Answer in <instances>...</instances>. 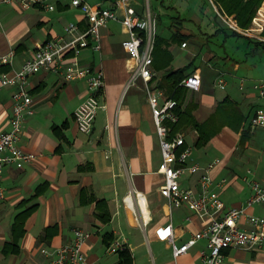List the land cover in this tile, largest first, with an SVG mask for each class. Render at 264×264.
<instances>
[{
    "label": "crops",
    "instance_id": "0c3cea01",
    "mask_svg": "<svg viewBox=\"0 0 264 264\" xmlns=\"http://www.w3.org/2000/svg\"><path fill=\"white\" fill-rule=\"evenodd\" d=\"M48 1L54 10L0 4V56L15 49L13 62L0 65V72L18 70L47 39L71 38L65 32L68 23H76L80 31L88 28L71 0ZM88 1L101 8L116 6V0ZM149 4L156 18L155 36L161 43L152 53L150 88L167 98L157 89V81L170 70L187 67L184 80L196 75L201 85L195 90L181 83L187 90L183 108L194 101L199 122L206 121L226 97L240 104L245 119L239 129L226 123L204 146L195 145V129L179 132L190 148L185 164L205 167L221 159L210 175L216 182L226 179L220 190L226 205L243 207L252 194V181L264 184V132L249 128L252 115L264 110V98L254 88L256 82L264 81V46L257 43L264 41L262 32L244 33L247 28L240 27L239 35L233 34L235 30L221 19L213 0H149ZM134 6L143 14L146 0H136ZM126 38L121 22L111 20L101 28V49L89 47L80 54L81 64L103 71L105 81L100 99L106 107L98 110L90 133L79 131L74 115L88 94L85 79L67 81L62 74L49 71L29 78L33 104L19 144L36 156L23 168H3L0 264H48L51 256L43 250L52 252L71 240L75 228L89 234L84 249L89 264H204L205 240L175 258L171 244L155 235L156 227L171 223L175 242L181 245L209 219H200L186 204L171 206L160 194L164 182L157 171L162 160L160 143L146 84L142 79L131 83L136 61L122 47ZM15 90L0 91V131L9 129ZM243 134L248 139L240 145ZM202 174V170L184 173L182 185L200 192ZM100 200L105 204L100 205ZM29 206L35 208L24 222L19 252L4 253L5 244L13 241L16 215ZM248 212L264 217V205L256 204ZM107 215L109 219L101 217ZM238 224L249 226L245 218ZM115 242L121 247L109 251ZM124 250L128 251L125 255ZM224 253L226 264H264V245Z\"/></svg>",
    "mask_w": 264,
    "mask_h": 264
},
{
    "label": "built area",
    "instance_id": "2783aa9c",
    "mask_svg": "<svg viewBox=\"0 0 264 264\" xmlns=\"http://www.w3.org/2000/svg\"><path fill=\"white\" fill-rule=\"evenodd\" d=\"M136 0H116L114 8L93 6L88 0H71V5L81 11L87 20L88 28L80 31L78 25L70 22L65 26V32L71 38L56 36L45 40L34 50L33 56L27 59L18 70L10 73L0 72V91L8 87H16L12 96V116L9 119V129L0 131V181L5 166L15 165L23 168L35 158V154L26 151L19 144L23 135L27 116L31 113L33 99L29 90V78L40 71L62 74L67 81L85 79L88 94L75 110V122L79 131L90 133L100 108H105L101 102L100 93L105 85L104 74L101 70H92L81 64L80 54L85 48L94 51L101 49V28L109 21L121 22L128 33V38L122 41V47L136 61L131 68V83L142 79L146 84L148 102L151 105L156 133L159 139L162 160L158 173L164 177L160 186L161 196L168 199L171 206L188 205L195 215L209 222L193 234L184 244L175 242L171 223L155 228V235L160 241L171 244L175 258L187 253L199 241L205 240L206 246L201 250L204 264H226L224 251L232 248L246 250L256 249L264 245V217L249 213V208L256 204L264 205V184L252 181V194L245 206L236 207L225 204L220 196V190L226 185V179L216 182L210 171L220 163L216 159L209 165L201 167L198 164L186 165L190 156V148L185 145V135L177 132L170 136L167 121L177 122L179 117L175 112L177 105L173 99L162 97L161 93L153 91L149 81L154 75L152 70L153 48L156 29V18L149 5L143 14H139L134 6ZM1 3L18 4L23 9L41 6L47 10H54L55 5L48 0H0ZM219 16L231 29L241 32L237 22L230 16ZM251 27L244 33H261L264 30V11L253 18ZM145 33L146 37L142 34ZM186 43L183 44L185 46ZM15 56V49L11 48L0 56V65L11 64ZM188 88L198 90L201 85L199 76L190 75L183 82ZM259 96L264 98V81L254 84ZM163 99V101H161ZM251 130L261 129L264 132V110H258L249 121ZM202 170L200 177L201 191L193 187L182 185L184 173H197ZM251 173V170H248ZM216 187V188H215ZM3 190L0 184V197ZM241 218L249 223L247 228L239 226ZM88 232L81 228L73 230V237L54 251L44 249V253L51 256L48 264H89L85 255V242ZM120 242H115L108 248L111 252L118 251Z\"/></svg>",
    "mask_w": 264,
    "mask_h": 264
},
{
    "label": "trees",
    "instance_id": "16d2710c",
    "mask_svg": "<svg viewBox=\"0 0 264 264\" xmlns=\"http://www.w3.org/2000/svg\"><path fill=\"white\" fill-rule=\"evenodd\" d=\"M213 1L222 13L234 16L239 27L243 29L248 28L251 25L258 9L264 2V0ZM142 34L146 37L144 32H142ZM233 34L239 35V33L236 31H233ZM262 36H264V30L262 32ZM257 43L264 46V41H258ZM158 44H161L160 40H157V36H155L153 53H155L156 45ZM186 76L187 67L170 70L156 83L157 89L162 90L166 94L167 99H173L177 103L175 112L179 117L178 121L175 123L167 121L170 136H173L177 132L184 131L189 128L195 129L198 132V137L196 139L195 145L197 147H200L206 145L210 141V139L215 136L224 126H227L226 123L230 124L235 129H239L245 117L241 111L240 104L229 97H226L223 101L219 102L214 112L204 122H199L194 115V110L197 106L194 101H190L183 108L187 97V90L184 88V86L181 85V83ZM54 129L58 130L57 127H55ZM247 139L248 137L243 134L240 139V145L244 144ZM184 148H186V145H183L180 150H183ZM38 191L40 190H37V193L34 195L35 198L40 193ZM99 202L101 203L100 205L105 204L104 200H100ZM34 208L35 206H29L16 215L11 229L13 241L11 243L5 244L3 248L4 253L19 252L18 240L25 232L24 222ZM101 217L105 220L109 219L108 215L107 217ZM127 252V250H124L122 254L125 255L127 254Z\"/></svg>",
    "mask_w": 264,
    "mask_h": 264
},
{
    "label": "rangeland",
    "instance_id": "374dc122",
    "mask_svg": "<svg viewBox=\"0 0 264 264\" xmlns=\"http://www.w3.org/2000/svg\"><path fill=\"white\" fill-rule=\"evenodd\" d=\"M263 4H264V2H263ZM261 5V7L258 9V11H257V13H256V15L255 16H258L259 15V10L260 9H262L263 11H264V5ZM147 5H149V7H150V4H149V0H146V7H147ZM218 8V7H217ZM219 10V9H218ZM219 12L221 13V14H223V15H226V13H222L220 10H219ZM227 16H230V17H232L231 15H227ZM234 17V16H233ZM235 18V17H234ZM252 23H253V21H252ZM252 23H251V25L249 26V27H251L252 26ZM238 24V23H237ZM239 26V25H238ZM263 32V31H262ZM264 37V36H263ZM251 48H253V46H251ZM254 49V48H253ZM231 50V49H230ZM233 53H235V50L234 51H232ZM245 53H246V51H245ZM244 53V54H245Z\"/></svg>",
    "mask_w": 264,
    "mask_h": 264
},
{
    "label": "bare ground",
    "instance_id": "6f19581e",
    "mask_svg": "<svg viewBox=\"0 0 264 264\" xmlns=\"http://www.w3.org/2000/svg\"><path fill=\"white\" fill-rule=\"evenodd\" d=\"M143 198H144V197H142V199H140V200H143ZM143 201H144V200H143ZM143 201H142V202H143Z\"/></svg>",
    "mask_w": 264,
    "mask_h": 264
}]
</instances>
